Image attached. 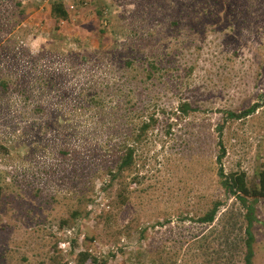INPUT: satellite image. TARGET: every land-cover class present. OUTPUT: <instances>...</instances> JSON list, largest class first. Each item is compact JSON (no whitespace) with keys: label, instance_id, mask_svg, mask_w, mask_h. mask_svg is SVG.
Masks as SVG:
<instances>
[{"label":"rangeland","instance_id":"1","mask_svg":"<svg viewBox=\"0 0 264 264\" xmlns=\"http://www.w3.org/2000/svg\"><path fill=\"white\" fill-rule=\"evenodd\" d=\"M83 1L65 0L71 5L70 17L58 24L49 0H0V22L5 24L0 33L3 78L36 77L34 61L46 58L41 50L69 47L74 51L73 73L54 80L65 82L62 87L67 91L62 88L61 95H67L100 74L104 80L114 79L103 71L88 74L80 57L104 65L106 60L96 54L108 51L118 80L128 56L126 44L132 43V58L138 50L155 47L163 53L161 66L167 76L161 87L139 97L132 92V104L137 101L135 110L146 106L156 125L137 146L132 168L137 182L130 185L121 206L115 199L116 183L111 190H102L107 180H103L104 164L89 167L93 163L89 154L95 148L84 145L93 135L85 131L96 126L94 116L74 121L83 132L81 140L79 134L61 137L60 142L53 141L51 133L44 140L38 135L41 142L28 154L27 149L18 154L20 147L12 140L19 130L9 139L6 126L14 125L18 117L0 118V264H53L55 255L59 258L54 264H78L83 251L97 259L96 264H214L210 252L218 246L212 232L226 209L222 207L212 225L197 220L215 200H224L226 207L233 201L226 199L216 176L217 141L225 149L224 173L241 170L254 182L264 163V0ZM17 3L26 8L24 19L17 13L21 7ZM96 3L106 6L105 25L97 17ZM53 65L61 68L62 61ZM132 79L141 81L133 74ZM50 92H54L52 102H58L55 94L60 92ZM145 96L158 99L155 106ZM68 102L63 111H75ZM8 103L17 114L26 111L36 116L16 95ZM180 103L188 104L186 112L179 110ZM253 105L258 107L247 118L223 123L226 111L240 112ZM82 111L76 110L78 115ZM144 114L145 110L136 115L132 133ZM222 123L218 138L216 130ZM61 142L68 153L76 150L77 162L59 157ZM87 169L98 172L92 187L84 177ZM91 205L93 213L80 218L71 233L81 244L75 243L71 254L62 243L55 250L57 238L68 237L67 230L59 227L60 220L75 208ZM254 206L258 222L252 227V264H264V199ZM236 259V264H244L243 257Z\"/></svg>","mask_w":264,"mask_h":264},{"label":"trees","instance_id":"2","mask_svg":"<svg viewBox=\"0 0 264 264\" xmlns=\"http://www.w3.org/2000/svg\"><path fill=\"white\" fill-rule=\"evenodd\" d=\"M49 1L50 13L55 21L58 24L67 22L70 17L71 5L68 6L65 0ZM96 1L105 3V0H94V2ZM80 2L84 1L80 0ZM87 2L93 1L88 0ZM99 3L95 4L98 5L95 8V12L100 23L105 25L107 23L106 19H104L106 6L105 4L102 6ZM213 3H216V1ZM16 5L18 8L21 6L20 3ZM25 11L26 8L22 6L17 9V13L22 19L26 17ZM4 25L1 21L0 33L2 32L1 26ZM45 45L47 47L50 46V44ZM125 46L124 52L128 56H125L123 59V65L121 66L123 71L118 80H114L117 77V73L115 72V68L109 64H112V62L107 59L109 55L108 51L96 54L99 60L102 58L106 60V64L104 65H96L94 62H90L87 57H80V61L82 62L81 68L82 70L87 69L89 71L88 74L92 71L94 73L103 71L105 74L112 73L114 79L111 77L109 80H104L102 78L103 75L100 74L96 78L87 79L79 88L73 89L67 95L65 93L61 95L62 88L64 92L67 91L66 87H62L65 82H62L61 79L58 82L54 80L57 76L67 78L73 73L71 64L73 62L74 51L69 47L67 49L64 48V51L57 50L58 52L54 50L43 52L44 50H41V53L46 58L39 59L37 63L34 61L36 65V77L30 75L18 80L4 79L5 69H0V100H5V102H0V118L4 120L6 116L10 115L13 116V119L18 117V120H14V125L8 124L6 126L11 131L9 139H12L11 135L16 134L17 130H19V133L12 139L15 140L14 144L20 147L17 153L21 154L26 149L27 154L34 152L37 149L38 142H41V138L42 140L46 139L47 135H49L48 133L52 134V140L55 142H60L61 137L68 138L71 134H79L77 139L81 140L83 132L74 121L77 118L86 120L88 116H94L96 126L85 131V134L93 135H88L91 139L87 140L84 145H92L95 148L93 149V153L89 154L90 163L91 161L93 162L89 167L96 163L104 164L103 180H107L104 182L102 190L104 189L105 192L111 190L116 183L117 194L115 195V199H117L118 204L121 206L126 203L128 194L130 193V185L137 182V178H132V168L135 165L137 146L146 139L149 131L156 125V119H154L153 115L147 114L146 106H144L145 109L135 110L137 101L132 104V92L136 97H139L142 93L156 89L157 86L161 87L165 76H167V73L162 70L161 66L162 52L155 50V47L152 50H138L132 58V43H128ZM103 49V43L100 42V50ZM69 57H71V63H69ZM57 60L62 61L61 68L53 65ZM11 65H14V63ZM132 74L138 80L141 79V81L137 82L133 80ZM36 78H40L38 79L39 83H36ZM132 82H136L135 88L132 87ZM39 89L41 92H34V90ZM52 89H55V92H60V95L55 94L56 98H58V102L56 103L51 100V95L54 93L50 92ZM14 95L21 100L22 106H26V109L30 107L36 116L31 114L32 117H30L26 111H23L20 115V112L17 114L16 111L13 112L7 107L6 105H10L8 102ZM145 97L150 105L155 106V102L158 99L155 97ZM67 101H69L67 105L69 103L72 104L71 108L75 111H63V105ZM44 102L46 103L44 104ZM187 107L188 104L180 103L179 110L184 113ZM256 107L258 105H253L249 109L240 112L226 111L223 123L227 120L245 119L255 112ZM76 110L83 111L78 115L79 112H76ZM144 110L143 119H140L139 123L133 127V131H136V133H132V123L137 121L135 119L136 115L139 116V113H142ZM23 119H31L32 121H24ZM223 123L216 130L218 138L223 131ZM132 134L135 135L133 138ZM38 135L41 138H38ZM217 147L218 154L215 161L217 166L216 176L226 199L232 198L233 201L226 207L224 200H215L210 209L203 216L199 217L197 221L201 224L212 225L222 207H225L226 210L223 213V217L217 219L218 224L212 232L213 241L216 242L218 248L211 250L210 262L214 264H236V258L243 257L244 264H252V245L254 243L252 227L254 222H258L254 215V205L259 199H264V163L256 174L255 181L250 182L244 171L237 170L224 173L222 159L224 158L225 149L220 139L217 141ZM58 148L60 149L58 152L60 153L59 157H70L73 162L78 161L79 158L75 148V151H72L71 154L68 153V147L62 142ZM100 152L103 153L100 154ZM97 173V170L89 173L87 169L84 177L89 187L94 185L95 181L93 182L92 179ZM2 190L3 186L0 184V198ZM36 191L40 193L38 189ZM84 198L86 196H83ZM93 202L91 200L90 204ZM92 207L93 205L84 209L75 208L71 210L67 218L60 220L59 227L67 230L68 237H58L54 247L55 250H58L57 247L62 243L66 246L65 252L71 254L74 250V244L78 242L81 244L76 233L74 235L71 233L75 230L76 222L80 218L93 213ZM94 207H96V202ZM105 219H110V217H106ZM206 242L209 243L207 240ZM204 246L208 247L205 241ZM56 257L59 258L57 255L51 256L53 264ZM96 261L97 259L92 258L87 251H83L77 256L78 264H96Z\"/></svg>","mask_w":264,"mask_h":264},{"label":"built area","instance_id":"3","mask_svg":"<svg viewBox=\"0 0 264 264\" xmlns=\"http://www.w3.org/2000/svg\"><path fill=\"white\" fill-rule=\"evenodd\" d=\"M65 244H63V246H64Z\"/></svg>","mask_w":264,"mask_h":264}]
</instances>
